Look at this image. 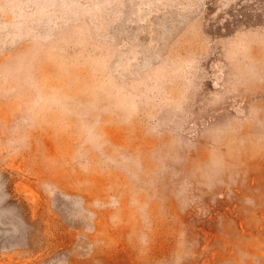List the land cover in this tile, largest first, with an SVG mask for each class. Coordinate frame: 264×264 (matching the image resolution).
<instances>
[{"label":"rangeland","instance_id":"rangeland-1","mask_svg":"<svg viewBox=\"0 0 264 264\" xmlns=\"http://www.w3.org/2000/svg\"><path fill=\"white\" fill-rule=\"evenodd\" d=\"M0 264H264V0H0Z\"/></svg>","mask_w":264,"mask_h":264}]
</instances>
